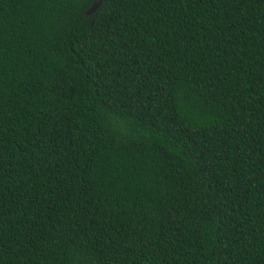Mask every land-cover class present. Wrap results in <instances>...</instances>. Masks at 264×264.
<instances>
[{
    "label": "trees",
    "instance_id": "1",
    "mask_svg": "<svg viewBox=\"0 0 264 264\" xmlns=\"http://www.w3.org/2000/svg\"><path fill=\"white\" fill-rule=\"evenodd\" d=\"M0 0V264H264V0Z\"/></svg>",
    "mask_w": 264,
    "mask_h": 264
},
{
    "label": "water",
    "instance_id": "2",
    "mask_svg": "<svg viewBox=\"0 0 264 264\" xmlns=\"http://www.w3.org/2000/svg\"><path fill=\"white\" fill-rule=\"evenodd\" d=\"M102 0H97L95 3H93L87 10H86V14L89 15L92 12H94L96 10V8L100 5Z\"/></svg>",
    "mask_w": 264,
    "mask_h": 264
}]
</instances>
